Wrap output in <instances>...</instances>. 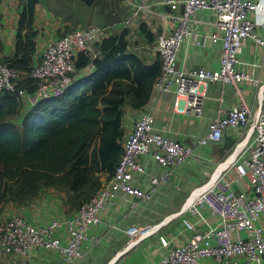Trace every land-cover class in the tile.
<instances>
[{"label":"built area","instance_id":"built-area-1","mask_svg":"<svg viewBox=\"0 0 264 264\" xmlns=\"http://www.w3.org/2000/svg\"><path fill=\"white\" fill-rule=\"evenodd\" d=\"M130 1L133 8L123 20L126 26L143 16L141 20L152 30L159 28L154 47L161 70L153 85L160 91L173 92L174 109L200 113L203 89L209 81H257L237 64L248 38L264 47V35L259 33L257 21L250 14L263 8L264 0ZM200 9L211 11V16L203 18L198 14ZM105 30L99 23L87 22L50 40L28 72L38 82L33 92L18 85L20 71L2 60L0 53V90H9L21 99L26 95L33 97V102L62 93L78 70L77 52L96 54L94 44ZM185 35H190L197 45L221 39L219 67L178 66L177 50ZM227 126L243 128L242 139L219 163L218 170L190 191L180 210H189L206 220L202 211L206 205L219 216V221L193 230V222L184 217L183 225L191 231L176 244H171L165 234H159L166 251L156 264H264V110L253 111L242 101L225 114L214 116L207 134L198 137V142L221 140ZM193 150L192 145L154 129L153 114L143 110L123 136L122 151L112 174L102 180L89 198L65 216L44 223H33L20 212L11 213L0 221V254L15 256L12 264H31L33 249L54 248L60 254V264H75L82 255V244L97 238L92 228L101 222V211L119 190L141 199L150 198L155 185L166 181L174 166L191 157ZM148 152L164 169L151 173L150 185L144 188L135 183V178L144 172L140 156ZM151 231L148 225L128 228L129 243Z\"/></svg>","mask_w":264,"mask_h":264},{"label":"crops","instance_id":"crops-1","mask_svg":"<svg viewBox=\"0 0 264 264\" xmlns=\"http://www.w3.org/2000/svg\"><path fill=\"white\" fill-rule=\"evenodd\" d=\"M96 1L88 4L96 5L95 15L90 14L85 20H81L79 14L64 0H38L33 16V26L37 29V33L32 61L35 62L39 58L50 40L88 20L105 26L106 30L101 37L112 33L110 27L116 23L111 21L106 24L104 19L105 17L112 19L115 13L109 9L100 12L103 6L101 7V4L98 6ZM122 1H129L131 4L127 2L128 9L133 8L130 0ZM18 11L19 0H0L1 56L10 55L14 51ZM198 14L207 18L211 16V11L200 9ZM250 14L257 21L259 33L264 35V7L253 10ZM66 26L69 28L65 29ZM131 31L127 33V37ZM129 48L131 49L130 46ZM133 50L144 56L146 60H152L157 54L154 46L152 51L149 50L144 54L139 50ZM222 52L221 39L217 41L209 39L206 43L197 45L190 35H185L177 50V63L182 68H216L220 65ZM239 55L241 61L237 66L246 70L257 81L252 79H244L237 83L209 81L203 89L205 94L200 113L174 109L173 92H163L154 86L149 99L141 107H133L129 103L124 105L122 114L124 134L132 128L134 120L140 113L148 110L154 116V126L184 144L192 145L193 155L186 163L175 167L166 181L157 183L150 198L141 199L119 190L113 201L101 211V222L92 228L97 238L82 244V255L75 264H156L166 251V246L160 243L159 234H165L171 244H176L183 241L191 231L183 225L184 217L193 222V230L204 229L209 222L219 221V216L206 205L202 206L206 220H201L189 210H180L190 191L205 182L242 139L243 128L227 126L221 140L198 142V137L207 134L212 118L218 114H225L228 109L242 101L253 111L258 108L264 110V47L254 38H248L241 47ZM91 69L90 66H84L78 70L77 75H82ZM33 103V97L24 96L22 113ZM140 160L145 170L142 174H138L135 183L140 187L148 188L150 180L147 176L161 172L162 164L149 152L142 154ZM14 212L24 214L33 223H44L54 217H63L70 213L67 212L62 192L53 186L43 187L37 195L24 203L15 205L11 203L0 213V217L9 216ZM143 225H148L153 231L134 243H129L127 229ZM62 232L64 233V230ZM62 238L65 240V236ZM14 261L15 256L12 258L0 254V264H12ZM30 262L60 264L61 258L54 248H35L31 252Z\"/></svg>","mask_w":264,"mask_h":264},{"label":"trees","instance_id":"trees-1","mask_svg":"<svg viewBox=\"0 0 264 264\" xmlns=\"http://www.w3.org/2000/svg\"><path fill=\"white\" fill-rule=\"evenodd\" d=\"M37 2L19 0L14 51L1 56L18 68V85L29 92L38 83L28 73L34 63ZM139 28L155 39L145 21ZM127 33L123 28L102 36L94 55L77 52L78 70L89 63L92 69L82 75L77 70L62 93L38 98L22 113L20 124L12 117L20 112L22 99L0 90V203L5 198L23 201L53 186L66 190L64 203L72 212L101 185L103 174H112L122 151L123 107L144 105L161 70L158 54L146 60L129 48Z\"/></svg>","mask_w":264,"mask_h":264},{"label":"rangeland","instance_id":"rangeland-1","mask_svg":"<svg viewBox=\"0 0 264 264\" xmlns=\"http://www.w3.org/2000/svg\"><path fill=\"white\" fill-rule=\"evenodd\" d=\"M65 1L69 3V5L71 6V8L74 9L76 11V13L79 14L81 20H85L88 17V15L94 14L95 11L97 10V7H96L95 4L88 5L83 0H64V2ZM127 2L129 3V1H127ZM127 2L126 1H122V0H97L96 1V4H98V6H99V4H101V7L103 6V9H100V12H103V11L105 12L108 9L111 12H112V10L114 11L115 14L112 15V19H109L108 17H105V19H104L106 24H108L109 22L111 23V21H113L114 23H116L115 25H113L112 27H110V30H111L112 33H115V32H118V31L120 32L121 29H123V28H127L128 32L132 30L130 32V34L128 35V37H127L128 44L131 47V49L139 50L143 54H144V52L146 53L149 50L152 51L155 42L149 40L147 38L146 34L143 33L142 31H140L141 28H139V22H136V21H140L141 19H143L144 18L143 16H139L137 18V20H135L132 25L126 26L124 24V21L123 20L125 18H127L131 14V10H132V7H131V9H128ZM129 4H131V3H129ZM109 6H110V8H109ZM97 20L99 21V18H97ZM87 22H96V21L88 20V21H86L84 23H87ZM67 28H69V27L66 26L65 29H67ZM158 30H159V28L157 30H154L153 37L156 36V33H157ZM21 113H22V111L20 110V112L17 115H15V116L12 117L13 120L15 122H17V124H20ZM154 129H158V128H156L154 126ZM210 142H216V141L210 140ZM188 160H189V158L186 159V160H184L183 162L175 165L174 168L177 167L180 164L186 163ZM162 169H164V165H162ZM142 173L143 172H141V174ZM147 177L149 179V176H147ZM43 187H46V186H43ZM57 189L59 190V192L60 191L62 192L63 198L66 199V197H67L66 190L65 189H62V188L61 189L60 188H57ZM30 198L31 197H29L27 199H30ZM26 200L16 201L15 199H12V198H5L0 203V213L8 205H10L11 203H13L14 205L17 204V203L20 204V203L26 202ZM68 208L69 207L66 204L67 212L69 211ZM7 217H8V215L5 216V217H0V221L4 220Z\"/></svg>","mask_w":264,"mask_h":264},{"label":"bare ground","instance_id":"bare-ground-1","mask_svg":"<svg viewBox=\"0 0 264 264\" xmlns=\"http://www.w3.org/2000/svg\"><path fill=\"white\" fill-rule=\"evenodd\" d=\"M218 168H219V164H218V167H217V169H216L215 171H217V170H218Z\"/></svg>","mask_w":264,"mask_h":264}]
</instances>
